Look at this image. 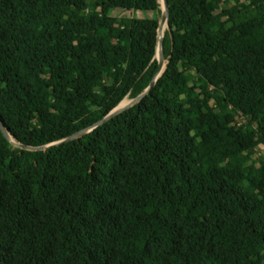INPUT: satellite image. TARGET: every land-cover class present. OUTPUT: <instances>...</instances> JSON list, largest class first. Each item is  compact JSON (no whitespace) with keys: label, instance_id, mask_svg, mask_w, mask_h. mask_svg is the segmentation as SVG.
<instances>
[{"label":"trees","instance_id":"obj_1","mask_svg":"<svg viewBox=\"0 0 264 264\" xmlns=\"http://www.w3.org/2000/svg\"><path fill=\"white\" fill-rule=\"evenodd\" d=\"M168 6L58 144L161 5L0 0V264H264V0Z\"/></svg>","mask_w":264,"mask_h":264},{"label":"water","instance_id":"obj_2","mask_svg":"<svg viewBox=\"0 0 264 264\" xmlns=\"http://www.w3.org/2000/svg\"><path fill=\"white\" fill-rule=\"evenodd\" d=\"M163 13H162V17H161V21L159 22V29H158V38H159V42H158V49L160 48V51L158 53V49H157V53L156 55L158 54V73L155 77V79L153 80V82L151 83V85L149 86L148 89H146V91L144 92V94H142L141 96H139L138 98H136L135 100H133L132 104L126 108H122L120 109V105L123 103H121L115 110H113L106 118H104L102 121L98 122L92 129L90 130H85V131H81L79 133H77L76 135L62 141V142H59L58 144L60 143H63V142H69V141H72L74 139H78L80 137H82L84 134L92 131L94 128H97L99 126H102L103 124H105L106 122L110 121L111 119L117 117L118 115L122 114L124 111H126L127 109L135 106L136 104H138L147 94L148 92H150L151 89L154 88L156 82H157V79L160 77V75L163 73L164 71V63H165V57L164 56V50H163V36L162 38H160V35L162 33V30L164 28L165 25L168 24V17H169V6H168V0H163V7H161ZM156 58V57H155ZM1 119V118H0ZM0 131L2 132V134L5 136L6 139H8L12 144H14L15 146H19L17 144H15L14 142L11 141V139L9 138V132L8 130L6 129L4 123L2 120H0ZM21 148L23 149H26V150H38V149H35V148H30V147H25V146H20ZM49 147V146H47ZM47 147H44V149H46Z\"/></svg>","mask_w":264,"mask_h":264},{"label":"rangeland","instance_id":"obj_3","mask_svg":"<svg viewBox=\"0 0 264 264\" xmlns=\"http://www.w3.org/2000/svg\"><path fill=\"white\" fill-rule=\"evenodd\" d=\"M159 1V3H160V5H161V7H163V0L161 1V0H158ZM249 3V0H242V4L243 5H246V4H248ZM114 16H116V17H133V16H136V17H138V18H143V17H145L141 12H138V13H133V12H127V11H116V12H114V14H113ZM148 16L151 18V16H152V14L150 15V14H148ZM167 28V27H166ZM158 54L155 56L156 57V59L158 60ZM165 64V63H164ZM128 102L130 105L132 104V102H133V100H130V99H126V100H124V102ZM123 102V103H124ZM122 103V104H123ZM122 104H121V106H122ZM129 105V106H130ZM240 122L241 123H245V121L243 120V119H240ZM11 139V141L12 142H14L13 141V139L12 138H10ZM15 143V142H14ZM16 144V143H15ZM260 160H264V147H260V148H258L257 150H255V152H254V155H253V159H252V161L253 162H257V161H260Z\"/></svg>","mask_w":264,"mask_h":264},{"label":"bare ground","instance_id":"obj_4","mask_svg":"<svg viewBox=\"0 0 264 264\" xmlns=\"http://www.w3.org/2000/svg\"><path fill=\"white\" fill-rule=\"evenodd\" d=\"M162 1V0H161ZM167 27V25H165L164 26V28H163V30H162V33H161V35H160V38H162V36H163V34H164V31L167 29L166 28ZM159 51H160V48L158 49V53H159ZM124 102V101H123ZM130 104L128 103V102H124L123 104H122V106L120 105V109H122V108H126V107H128ZM9 138H11L10 136H9Z\"/></svg>","mask_w":264,"mask_h":264}]
</instances>
